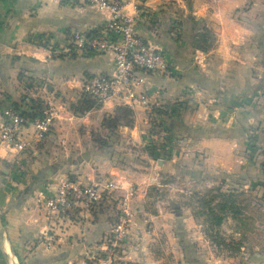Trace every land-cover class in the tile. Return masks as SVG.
Instances as JSON below:
<instances>
[{"label": "crops", "instance_id": "0c3cea01", "mask_svg": "<svg viewBox=\"0 0 264 264\" xmlns=\"http://www.w3.org/2000/svg\"><path fill=\"white\" fill-rule=\"evenodd\" d=\"M122 1L124 11L136 20L137 32L164 53L172 71L140 72L149 104L129 107L131 125L107 128L103 117L125 105L107 100L76 112L72 104L82 99L86 77L113 72L112 55L69 50V37L74 31L95 30L107 21L108 11L77 0H0V122L5 106L26 107L32 99L56 115L41 138L27 124L21 135L26 146L17 153L26 175L41 182L38 187L44 190L34 191L22 205L6 203L4 209L7 234L23 264H101L106 238L118 217L114 195L105 196L91 211L79 209L71 218L50 221L43 201L55 186H45L48 178L56 184L66 175L86 181L99 180L104 173L124 185L133 184L136 211L115 262L150 264L145 256L153 245L150 241L157 238L156 230L166 231L170 242L172 237L185 243L181 251L188 250L187 239L182 242L177 234L170 235V206L166 213L165 209L158 213L143 199L150 185L167 184L161 180L162 171L181 169L182 162L187 169L199 160L200 167L204 163L238 173L244 181L261 173L264 0ZM158 102L165 108L163 140L175 133L173 139L181 142L173 148L158 143L154 133L159 127L149 125L153 119L147 109H156ZM151 139L156 148L148 150L155 149L152 153L160 157L135 153ZM160 144L166 149L160 150ZM12 152L0 146V163L11 161ZM139 161L146 164L144 169ZM3 178L0 189L5 187Z\"/></svg>", "mask_w": 264, "mask_h": 264}, {"label": "rangeland", "instance_id": "374dc122", "mask_svg": "<svg viewBox=\"0 0 264 264\" xmlns=\"http://www.w3.org/2000/svg\"><path fill=\"white\" fill-rule=\"evenodd\" d=\"M154 105H156V109H154L153 106L152 108L148 107L147 110L150 111V114H152L151 117L153 119L152 123L149 124L150 128L152 129L155 127H159V131L157 130L154 133V135L156 136H154L155 140L157 139L158 143L165 144L168 148H170L171 146L173 148L174 145H180L181 142H179V140L178 142H176L175 139H173V134L175 135V133H171L168 136L172 141L169 140L170 138L166 141H164L165 138L163 140L162 129L163 125H165L163 123L164 113L162 114V112H157V109L160 108L161 110H165V108H163L162 104H160L159 102L157 104L154 103ZM151 110H156L154 112L155 114L151 113ZM145 134L147 135V131L145 132ZM153 142L154 139H151L146 141L143 146L138 148L136 147L135 153L140 155L147 151L146 153L149 152L151 154L153 151H156L155 149H153L151 152L147 149H151L153 147L156 148ZM161 144L160 146L158 145L159 149H166L163 147L164 145ZM181 148L180 150L184 152L185 150ZM151 155L153 156V158L161 156L160 154L156 156V152ZM259 156L262 160L260 162L261 173L259 174L258 178L250 180L248 179L247 181H244V178L238 179V173L226 172L224 170H214L208 165L203 166L204 163L200 167V165L198 164V162L200 163L199 160L193 161V165L187 169L184 168L186 165H183L182 162L181 169L178 166L175 171L173 169L170 172L162 171L161 180L162 182H167V184L150 185L143 199H145L144 202L149 208H153V206H156V209H158L159 211L158 213H162V210L164 209L166 213L170 206L171 212L170 210L169 212L171 213V215L167 213V215L170 216L169 220H171V224L169 222V228H171L170 235L174 236L173 234H177L178 236L176 237H179L182 242L187 239L188 250L187 252H185L184 250L181 251L180 248H182L183 245L185 246V243L180 244L178 243L177 239H172V237V242H170L168 241L166 231L164 232L162 230H159L158 232V230H156L155 232L157 234V238L153 241H150V243H152L153 245L148 249L149 254L145 256L146 259L151 261L152 263L155 262L154 264H260L261 262H263L264 200H261L259 197L263 196L262 185L264 183V153H262V151H259ZM142 159L147 160L146 157H142ZM181 159L184 160V155H182L180 160ZM186 159L189 160L188 158ZM177 160L179 161V159ZM138 165H140V169H144L146 166L144 162L140 161L138 162ZM0 166H2L3 168H7L6 171H4L5 169L0 168V176H4L3 179L5 186L4 189H0L1 215L4 214L5 206L8 203L22 205L23 202L27 203V199L30 200L32 198L31 195L34 194V191L38 193V191L44 190V188L41 189V187H38L41 182H38V180L34 181L33 179H30V173L26 175L27 167L23 162L20 161L17 153H14L13 159L11 161H4L3 163H0ZM101 177L102 178L99 180L87 179L85 181L82 178H75V180L81 183H100L103 184V186L105 185L110 187L109 193H107L106 196L116 195L118 198L116 209L118 217L114 224H118L123 218L121 217V214H123L122 206L126 205L124 206V208L127 209L126 213H129L131 227V225L133 224V217L136 211L135 209L137 204V201H135L134 199V190L136 189L134 188L133 184L128 183L124 185L119 181V179L111 175H106L103 173L101 174ZM70 178L71 177L67 175L63 176L56 180V184L55 182H53L54 180L52 181L48 178V180H46L45 186L51 189H53V186H55L53 190L56 191V188L61 181ZM1 182L2 180H0V183ZM110 183H112L111 186ZM25 187L28 188L27 194L22 195V190ZM217 187H219V190H213V194L233 192L235 195H237V206L242 208L241 213L238 215L239 218L242 219V225L237 220V218L234 219L229 215L225 218L222 225L220 226V229L222 231L221 235L226 239V241H230L232 240V238L234 241H238L241 238V235L239 232H237V230L244 231L243 235L245 236V238H243V243H241L242 245L239 250L224 246L223 244L220 246L214 243L210 236H208V234L206 233V225L203 222V217L196 218L194 216V211L197 206H199L198 196L207 193L209 189H214ZM175 204L177 205V207H173ZM89 209L90 210L88 211H91V209L93 210L95 208ZM78 210L79 209H77L76 212H78ZM152 210L153 209H151V211ZM76 212L73 213V215H75ZM50 217L51 219L55 218L52 216ZM129 232L130 231H128L127 236L122 242L118 244V246H121V244L128 239ZM106 244L107 243H105V246H108ZM103 252H105L104 249ZM0 260L4 263L1 253ZM115 261L116 260H114V264H117ZM21 263L23 264V262ZM101 264H104V262L102 261Z\"/></svg>", "mask_w": 264, "mask_h": 264}, {"label": "built area", "instance_id": "2783aa9c", "mask_svg": "<svg viewBox=\"0 0 264 264\" xmlns=\"http://www.w3.org/2000/svg\"><path fill=\"white\" fill-rule=\"evenodd\" d=\"M76 1V0H71ZM105 9L109 13L106 22L100 25L98 32L74 31L70 35V49L82 53L111 54L114 70L112 73L99 72L86 77L82 84V93L97 102L117 101L125 106L148 105L149 98L142 90L143 78L140 72L170 74L172 66L163 52L154 48L136 30L134 16L124 11L122 0H77ZM0 123V146L15 153L26 146L22 132L31 124L37 138L44 136L51 128L55 118L52 108L43 105L41 114L33 120L21 114L15 104L2 109ZM112 183H110V186ZM110 187L100 183H81L74 179L61 181L54 193L44 200L45 216L56 221L71 218L77 209L95 208L109 193ZM123 205V217L114 224L103 249L104 264H114L118 244L128 234L130 217ZM92 210V209H91ZM55 217L51 219V217Z\"/></svg>", "mask_w": 264, "mask_h": 264}, {"label": "trees", "instance_id": "16d2710c", "mask_svg": "<svg viewBox=\"0 0 264 264\" xmlns=\"http://www.w3.org/2000/svg\"><path fill=\"white\" fill-rule=\"evenodd\" d=\"M100 26L91 32H98L100 30ZM95 52H86L84 54H93ZM97 54V53H95ZM101 103L97 102L93 98L89 97L86 94L82 95V99L76 102L73 105V109L76 112H84L94 107H98ZM15 106L20 110L21 114L27 116L30 120H33L37 115L41 114L43 110V102L39 99H32L28 106H21L19 103H15ZM157 112L165 113L164 110L160 108L157 109ZM132 110L128 106H119L116 108L115 113L104 116L103 117V125L107 128L110 127H118L121 125H131L132 124ZM150 149V148H147ZM153 154V153H152ZM74 179V178H70ZM75 180V179H74ZM263 191L261 200H264V183H263ZM213 190H219V187L212 188L207 191V193L198 196L199 206L194 211V216L196 218L203 217V222L206 225V233L214 243L217 245H224L230 248H234L235 250H239L241 247V243H243V238H245L244 231L237 232L240 233L241 238L238 241H234L233 238L230 241H226V239L221 235L220 226L227 216H231L232 218H237V220L243 224L242 219L239 218V214L241 213V209L238 204L237 195L233 192L227 193H217L213 194ZM2 221L7 226L6 222V213L2 214ZM7 228V227H6Z\"/></svg>", "mask_w": 264, "mask_h": 264}, {"label": "water", "instance_id": "95a60500", "mask_svg": "<svg viewBox=\"0 0 264 264\" xmlns=\"http://www.w3.org/2000/svg\"><path fill=\"white\" fill-rule=\"evenodd\" d=\"M0 253L5 264H22L16 254L7 231L2 222V215L0 212ZM260 264H264V261Z\"/></svg>", "mask_w": 264, "mask_h": 264}]
</instances>
